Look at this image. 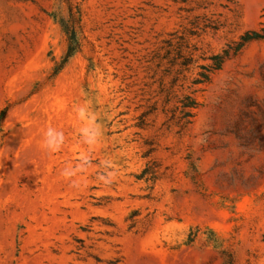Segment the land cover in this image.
I'll list each match as a JSON object with an SVG mask.
<instances>
[{"label":"rangeland","instance_id":"374dc122","mask_svg":"<svg viewBox=\"0 0 264 264\" xmlns=\"http://www.w3.org/2000/svg\"><path fill=\"white\" fill-rule=\"evenodd\" d=\"M263 27L264 0H0V264H264V39L240 45ZM85 103L104 134L77 189Z\"/></svg>","mask_w":264,"mask_h":264},{"label":"clouds","instance_id":"9594fccd","mask_svg":"<svg viewBox=\"0 0 264 264\" xmlns=\"http://www.w3.org/2000/svg\"><path fill=\"white\" fill-rule=\"evenodd\" d=\"M74 112L76 118L81 122L79 134L82 143L87 145L88 151L80 154L75 165H66L60 175L70 181L72 187L81 189L87 187V179L84 174L92 166L91 153L101 144L104 133L103 126L99 123V116L92 110L90 103L75 106ZM65 142L66 137L62 130L48 126L43 132L41 147L54 154L61 151ZM100 167L104 171L98 175V181L105 186H110L117 180L119 169L111 159L101 161Z\"/></svg>","mask_w":264,"mask_h":264},{"label":"trees","instance_id":"16d2710c","mask_svg":"<svg viewBox=\"0 0 264 264\" xmlns=\"http://www.w3.org/2000/svg\"><path fill=\"white\" fill-rule=\"evenodd\" d=\"M61 24L64 28V31L67 34V38L69 41L68 45V51L62 61H58L56 66H55V73H58L64 66L65 64L69 61V59L79 50L80 48V41L78 37V17L74 14V16L70 18H62L61 19ZM253 39H264V27L260 31H248L246 34L242 36L240 45H244L246 42L253 40ZM228 56V53L225 52L223 54H218L216 56V59L218 60L217 65L213 68L219 69L222 67V64L226 57ZM209 77H207V80ZM187 106L190 107H196L198 105V102L191 101L190 103L186 104ZM224 264H234V257L231 253L227 255V258L224 262Z\"/></svg>","mask_w":264,"mask_h":264}]
</instances>
